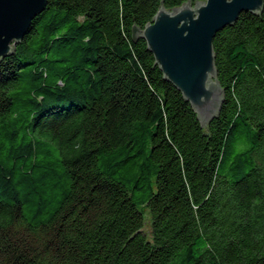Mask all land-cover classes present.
<instances>
[{"label":"trees","instance_id":"trees-1","mask_svg":"<svg viewBox=\"0 0 264 264\" xmlns=\"http://www.w3.org/2000/svg\"><path fill=\"white\" fill-rule=\"evenodd\" d=\"M188 1L47 0L0 61V264H264V2L202 126L132 37Z\"/></svg>","mask_w":264,"mask_h":264},{"label":"water","instance_id":"water-1","mask_svg":"<svg viewBox=\"0 0 264 264\" xmlns=\"http://www.w3.org/2000/svg\"><path fill=\"white\" fill-rule=\"evenodd\" d=\"M264 0H205L159 9L143 29L142 38L164 80L188 102L202 126L220 113L224 92L217 80L213 39L242 13H260ZM47 0H0V61L14 52Z\"/></svg>","mask_w":264,"mask_h":264},{"label":"rangeland","instance_id":"rangeland-1","mask_svg":"<svg viewBox=\"0 0 264 264\" xmlns=\"http://www.w3.org/2000/svg\"><path fill=\"white\" fill-rule=\"evenodd\" d=\"M143 232L147 237H150V232H151V224H150V218L149 215L146 213V218H145V225L143 227Z\"/></svg>","mask_w":264,"mask_h":264}]
</instances>
